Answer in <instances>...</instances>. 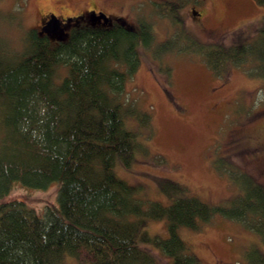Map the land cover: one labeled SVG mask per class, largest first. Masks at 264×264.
I'll list each match as a JSON object with an SVG mask.
<instances>
[{
  "label": "trees",
  "instance_id": "trees-1",
  "mask_svg": "<svg viewBox=\"0 0 264 264\" xmlns=\"http://www.w3.org/2000/svg\"><path fill=\"white\" fill-rule=\"evenodd\" d=\"M173 1L154 5L175 19L179 3L170 6ZM172 40L156 41L144 18L128 27L83 23L58 41L28 29L20 46L0 28V264H61L82 250L93 257L89 264H157L146 242L171 256L169 264H204L179 228L198 229L217 214L264 242V183L240 167L241 190L227 203L205 201L174 179L162 185L166 200L150 199L115 169L127 166L136 150L148 152L129 124L135 118L138 126H150L151 119L127 95L138 47L164 50ZM188 43L197 42L191 37ZM198 49L216 75L248 63L252 75L264 79L263 39L203 42ZM62 67L66 72L58 76ZM231 141L238 154L257 147L246 135ZM52 181L59 182L58 203L41 212L23 198H3L16 182L47 187ZM158 218L167 220L165 237L148 229ZM244 246V261L233 264H264L257 241Z\"/></svg>",
  "mask_w": 264,
  "mask_h": 264
},
{
  "label": "rangeland",
  "instance_id": "rangeland-1",
  "mask_svg": "<svg viewBox=\"0 0 264 264\" xmlns=\"http://www.w3.org/2000/svg\"><path fill=\"white\" fill-rule=\"evenodd\" d=\"M92 1H99L97 7L108 15H123L131 24L144 18L158 42L173 37L164 50L138 47L141 59L127 79V95L149 110L151 119L150 126H138L135 118H130L129 124L142 134L148 152L136 150L127 166L115 165L117 173L140 186L146 197L163 200L168 195L162 185L174 179L205 201L227 203L242 187L236 166L264 183V140L254 141L257 147L241 154L231 147L233 137L253 135L264 128V79L252 75L248 63L216 75L198 49L203 42L258 38L264 42V5L256 0H175L169 4L175 7L179 3L173 19L163 5L150 0H0L4 19L0 28L20 46L26 31L36 29L40 9L73 14ZM195 10L204 12L206 27L195 24ZM191 37L197 42L195 47L188 43ZM65 72L62 67L57 74ZM58 188V181L47 187L16 182L3 198H23L41 212L43 206L58 203ZM148 229L158 237L167 236L166 218L151 219ZM179 231L204 264L243 262L244 244L250 241H257L264 251V242L256 232L220 214L198 229L180 226ZM143 245L154 252L157 264L170 263L171 256L153 243ZM92 258L82 250L78 256L67 254L61 264H89Z\"/></svg>",
  "mask_w": 264,
  "mask_h": 264
},
{
  "label": "flooded vegetation",
  "instance_id": "flooded-vegetation-1",
  "mask_svg": "<svg viewBox=\"0 0 264 264\" xmlns=\"http://www.w3.org/2000/svg\"><path fill=\"white\" fill-rule=\"evenodd\" d=\"M154 3H160L162 0H150ZM99 5V1H92L91 5L89 7L83 8L81 11L73 14L65 13L62 9L59 11L58 9H45L42 8L39 10V20L34 25V27L37 29L40 35H47L48 37L52 38L51 35L47 32H41L42 26L44 25L45 21L50 19L52 15H56V17L59 19L61 26L63 27L64 31L67 33L66 37L69 36L70 32L76 28L83 25V23L92 25H98V26H111L113 23L122 24L123 26H134L135 24H131V22L123 15L117 14V15H109V20L104 21L103 18H98L97 16L100 15L101 12H105L108 15V12H106L102 7H97ZM96 14H95V13ZM204 13V12H203ZM203 13L199 10L196 14V17L193 19L195 24L199 26V28L206 27L203 24L202 16ZM93 16V17H92ZM54 40H59L56 37H53ZM247 140L249 139L248 143L254 144V141L259 142L261 140H264V128L260 129L257 134H246ZM255 145V144H254ZM253 150V149H250Z\"/></svg>",
  "mask_w": 264,
  "mask_h": 264
},
{
  "label": "water",
  "instance_id": "water-1",
  "mask_svg": "<svg viewBox=\"0 0 264 264\" xmlns=\"http://www.w3.org/2000/svg\"><path fill=\"white\" fill-rule=\"evenodd\" d=\"M195 12L198 13V11L196 10ZM97 17L103 18L105 21L109 20V17L104 12H101L100 15H98ZM41 32H47L51 35L52 38L56 37L59 40L65 39L67 35L56 15H52L50 19L45 21L44 25L42 26Z\"/></svg>",
  "mask_w": 264,
  "mask_h": 264
}]
</instances>
